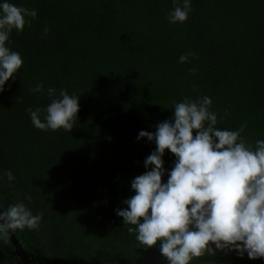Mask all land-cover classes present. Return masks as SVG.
I'll return each instance as SVG.
<instances>
[{"label": "trees", "instance_id": "16d2710c", "mask_svg": "<svg viewBox=\"0 0 264 264\" xmlns=\"http://www.w3.org/2000/svg\"><path fill=\"white\" fill-rule=\"evenodd\" d=\"M8 2L37 11L10 33L6 46L23 65L0 92V211L23 202L43 213L38 230L13 233L23 252L32 264H168L159 242L138 246L117 215L135 195L131 181L152 167L144 161L155 141L137 137L172 120L174 103L208 96L215 127L244 125L253 147L264 140V0H190L183 23L168 20L173 0ZM38 83L44 91H30ZM49 87L78 96L70 132L31 121L29 108L44 121ZM162 159L166 183L176 157ZM0 264H22L10 240H0ZM191 264L264 258L225 249Z\"/></svg>", "mask_w": 264, "mask_h": 264}, {"label": "clouds", "instance_id": "9594fccd", "mask_svg": "<svg viewBox=\"0 0 264 264\" xmlns=\"http://www.w3.org/2000/svg\"><path fill=\"white\" fill-rule=\"evenodd\" d=\"M177 6L169 13L170 23H183L191 11L190 0H173ZM37 11L18 7L4 0L0 3V92L5 82L14 78L23 65L20 53L6 46L10 33L22 32L31 25ZM49 29L45 27L44 35ZM192 53L179 57L185 63ZM194 72L195 69H190ZM30 91L43 92L38 83ZM51 103L44 109H27L33 125L40 130L63 129L70 132L79 111L78 96L49 87ZM211 98L185 97L174 103L172 120L158 123L156 131H140L137 139L147 137L156 144L144 161L151 170L131 181L135 195L118 209L127 231L135 234L138 246L154 247L168 264H191L194 259L214 255L215 251L235 250L249 259L264 258V140L255 147L238 130H220L217 115L210 111ZM165 150L175 155L174 167L162 181ZM7 179H14L11 171ZM30 200V197H28ZM43 213L33 214L23 202L0 211V240L7 243L17 230H38ZM213 245L215 248H213Z\"/></svg>", "mask_w": 264, "mask_h": 264}, {"label": "water", "instance_id": "95a60500", "mask_svg": "<svg viewBox=\"0 0 264 264\" xmlns=\"http://www.w3.org/2000/svg\"><path fill=\"white\" fill-rule=\"evenodd\" d=\"M10 241H11L18 257L20 258L22 264H32L31 261L27 258V256L23 252L20 244L17 242V240L13 234H11V236H10Z\"/></svg>", "mask_w": 264, "mask_h": 264}]
</instances>
